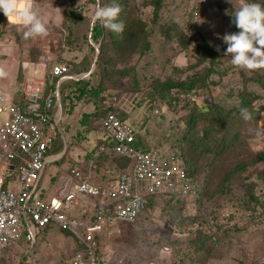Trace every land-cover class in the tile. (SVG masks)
<instances>
[{
  "label": "rangeland",
  "instance_id": "1",
  "mask_svg": "<svg viewBox=\"0 0 264 264\" xmlns=\"http://www.w3.org/2000/svg\"><path fill=\"white\" fill-rule=\"evenodd\" d=\"M144 1L148 0L130 1L133 8L131 15L135 14L148 24L151 7L145 6ZM197 2L198 0H162L159 24L175 23L185 37L181 38L179 45L173 40L166 42L156 36L151 38V51L144 58L132 56L125 63L112 67L119 70L131 67L132 71L119 79V85L107 88L104 92L109 90V93L116 91L141 96L147 90L144 87L148 84L146 79L156 77L159 81L180 80L201 70L208 63L197 65L200 53L197 46L205 41L214 51L221 47L223 49L212 65L214 74L210 76V81L215 84L199 91L195 96V104L201 108L212 104L229 109L238 104L236 93L245 86L257 96L252 104L253 110L258 113L252 120L241 119L233 125L223 127L221 136H224V142L230 146L212 165H208L205 158L192 156L191 159H196V167L201 172L197 180L200 187L202 181L207 182L209 191L214 193L196 196L194 192L188 198H181L183 208L177 213L173 209L171 212L162 210L159 206L143 211L134 223H118L116 231L111 234L104 230L98 239L97 260L100 264H196L199 256L194 252L191 240L195 237V229L210 237V241L204 245L210 249L206 264H244L264 255V166L249 165L225 180L227 171L240 167L256 153L264 152V69L249 71L234 67L230 62L231 56H225L227 45L222 39L225 34H231V17L242 3L262 4L264 0H206L202 6H198ZM97 6L98 4L93 5L86 0H33V9L45 22L48 34L28 39L24 37L27 28L18 19H7L0 12V69L5 73L0 76V90L6 103L11 102L9 97L14 94L13 86L21 85L25 72L35 71L36 66L42 69L38 72V76H41L51 63L70 64L68 61H72L77 63V70H71L72 73L84 71L83 74H86L87 71L90 85L99 81L94 64L99 53V43H93L89 38V29L93 25L92 15ZM71 10L78 13L82 21L77 20L70 25L73 21L69 15ZM194 11L197 13L196 17L192 15ZM68 31L72 33L70 36L67 35ZM108 48L106 47L105 53L109 51ZM189 66L194 68L187 70ZM80 67H84L83 71L79 70ZM257 79H260V85ZM137 82L142 88L133 92L131 89L137 88ZM77 95L78 91L72 90L70 98L64 105L61 104L60 120L63 122L60 123L59 131L62 138L56 134L53 148L55 151L62 149L58 153L62 155L59 161H52L49 166H45V183L43 185L39 182L38 185L40 192L43 186L44 190L47 188L48 174L53 177L54 172L59 171L51 177L55 180L65 174L66 166L73 165L75 157V162H81L87 148L85 135L90 132L95 134L97 120L90 122L87 132H83L79 122L82 114L94 111V106L87 97L78 100ZM169 115L153 119L148 124L142 118H129L126 122L143 123L140 127L137 122L133 130L139 133L142 129L139 136L147 146L167 155L176 152V140L179 141L184 129L178 118L183 112ZM196 131L200 134L199 127ZM77 132L80 133L81 140L76 139ZM87 161L88 165H92L91 170L99 177L111 180L121 172L115 158L99 155ZM83 168L81 166V172L85 174ZM250 188L255 201L248 197ZM80 199L87 204L91 215L93 198L81 196ZM61 233L57 230L51 235L49 232L40 234L39 240L35 239L32 247L19 241L1 248L0 264H69L78 245L73 237Z\"/></svg>",
  "mask_w": 264,
  "mask_h": 264
},
{
  "label": "built area",
  "instance_id": "2",
  "mask_svg": "<svg viewBox=\"0 0 264 264\" xmlns=\"http://www.w3.org/2000/svg\"><path fill=\"white\" fill-rule=\"evenodd\" d=\"M205 2L198 0L197 4ZM192 15L196 17V11ZM46 73L57 80L46 93L45 73L38 76L25 72L18 96L11 102H5L0 90V249L19 241L32 247L44 230L53 228L66 232L78 245L69 264H100L98 237L104 230L111 234L118 223H134L143 211L146 196L188 198L197 184L184 176L182 163L173 153L163 155L152 147L142 150L133 145L137 132L126 122L131 114L150 122L165 115V104L141 101L136 94L104 92L101 97L106 99L105 106L127 118L121 120L108 111L99 119L94 131L99 137L94 157L112 153L129 162L128 170L119 172L114 182L105 180L96 186L83 178L77 167H70L67 173L72 183L67 191L51 197L38 191L49 158L56 161L62 155L47 153L56 134L62 138L59 84L87 80L89 76L71 73L69 65L60 62L52 63ZM176 97L178 101L184 98L179 93ZM81 196L96 202L91 218L85 217L86 211L79 205ZM247 264H264V255Z\"/></svg>",
  "mask_w": 264,
  "mask_h": 264
},
{
  "label": "trees",
  "instance_id": "3",
  "mask_svg": "<svg viewBox=\"0 0 264 264\" xmlns=\"http://www.w3.org/2000/svg\"><path fill=\"white\" fill-rule=\"evenodd\" d=\"M130 1L131 0H115V2L122 7L119 21H123L125 28L121 34L118 35L111 30L106 29L102 26V24L98 23L99 21L93 23L89 29V38L91 41L93 43H99V53L94 63L98 71L99 81L93 85H90L88 78L87 80L83 79L79 81L64 80L59 84L60 110L61 104L64 105V102L70 98L72 90L78 91V95L76 97L78 100L87 97V100L93 104L94 111L90 114H82L80 117L79 122L83 127V132L88 131L91 121L97 120L98 122L99 119L108 111L115 113L121 120H125L127 118L120 112L113 110L110 106H105V99L101 97V94L104 93L105 89H112L116 87V85H119V79L121 80L128 72L132 71L131 67L119 70L112 68L113 66L125 63L132 56H136L139 59L144 58L146 54L151 51L150 40L154 36L164 39L166 42H171L173 40L177 42L178 45L181 38L185 37L179 30L177 24H166L164 22L159 24V13L163 7L162 0H148L143 2L145 6L151 7V19L148 24L137 18L135 14L131 15L133 8L130 6ZM86 2L93 5L98 4V6H106L113 3V0H86ZM260 5L262 8H264V3ZM69 15L73 20L70 22V25H73V23L77 20L82 21V17L73 10L70 11ZM231 25V34L240 31V29L235 26L234 16L231 17ZM68 26L69 24L66 25V27ZM71 34V31H68L67 35L70 36ZM180 46H183L182 43H180ZM106 47H109L108 50L111 51V53L109 51L105 53ZM197 48L200 51L197 57V65L207 62V66L203 67L199 71H194L189 75H186L180 80L166 79L164 81H159L156 77H152L148 80L146 79L145 81H148V84H146L144 87H147V90L140 95L141 101L148 100L165 104L167 109L165 115L162 116H168L169 114L172 116V114L177 112H183V115L178 118L182 121L184 129L181 132L179 141L176 140L177 148L175 149L176 152L173 151V156L177 160L181 161L184 176L192 179L194 183L197 184L195 187L196 196H203L204 194L209 195V192L212 194L214 191H209V184L204 181H202L203 183H201L200 187L198 183L199 181L197 180L199 179L201 172L200 169L196 167V159H191L192 156L194 155L198 159L205 158L207 159V164L212 165L214 160L220 157L225 152L226 148L230 146L224 142V136H221L223 127L226 125H233V123H237L241 119H244L240 111L242 108H246L248 110V112L251 114V118H255L258 112L253 110L252 104V102L257 99V96L251 91H248L245 86H243L236 93L238 104L234 105L233 107L231 106L229 109H224L218 105L212 104L208 105L206 108H201V106H197L195 104V101L191 100V98H196L195 96L199 91L206 90L209 86L215 84L210 81V76L214 74L212 65L217 55L221 54V49H223L221 47L219 51H214L205 41H201V44L198 45ZM68 62L71 64L70 66V64L66 63L69 65L70 72L71 70H75L77 68V63L72 61ZM192 68L194 67L189 66L187 67V70H192ZM83 69L84 67H80L79 70L83 71ZM74 73L82 74L84 71ZM85 73H87V71ZM45 76L46 93L49 88L54 87L57 80L50 79L48 77V73H46ZM141 79H144V76H141ZM257 83L258 85L261 84L260 79H257ZM135 84L136 83H134V85ZM136 85V89H131L134 90L133 92H138V90L142 88H140L138 82ZM131 87L132 86H130V88ZM122 90L123 87L120 92H122ZM176 93L183 94L184 98L181 101H178ZM198 127L200 129V134H197L196 131ZM75 137L78 140L82 139L79 132L76 133ZM183 144H186V146H183ZM133 145L135 148L142 150L149 148L146 142H144L139 136V133L135 134ZM55 150L56 149L53 148L52 144V149L47 153L58 154L62 151L60 148L57 149V151ZM95 151L96 148L94 147L89 153H94ZM102 156L107 158H115L116 162L120 165L119 169L121 172L126 171L129 167V162L127 160L115 156L112 153ZM259 164L264 166V152L256 153L252 158L241 164L240 167L236 166L234 169L232 168L227 171L225 180L230 179V177H232V175L238 172L240 169H245L249 165L257 166ZM251 192L252 188H250L248 191V197L250 200L255 201V198ZM159 206L162 207V210H168L171 212L173 209L176 213L183 208L182 199H175L171 195H159L146 196L143 211L153 210ZM193 234L195 235V237L191 239L194 243L193 249L194 252H197L199 256H197L198 261L196 264H206V261L210 256V249H207L204 247V245L205 242L210 241V237L202 233L199 229H195Z\"/></svg>",
  "mask_w": 264,
  "mask_h": 264
},
{
  "label": "clouds",
  "instance_id": "4",
  "mask_svg": "<svg viewBox=\"0 0 264 264\" xmlns=\"http://www.w3.org/2000/svg\"><path fill=\"white\" fill-rule=\"evenodd\" d=\"M0 12L8 19L14 17L27 28L25 39L47 36L45 22L33 9V0H0ZM122 7L113 0L106 6H97L92 15V22L99 21L103 27L116 34L124 31L123 21H119ZM238 34H225L222 39L227 45L225 56H231V64L242 70L264 69V8L258 3L244 2L234 15ZM219 51V48H217ZM5 75L0 69V76ZM244 119H251V114L242 108Z\"/></svg>",
  "mask_w": 264,
  "mask_h": 264
},
{
  "label": "crops",
  "instance_id": "5",
  "mask_svg": "<svg viewBox=\"0 0 264 264\" xmlns=\"http://www.w3.org/2000/svg\"><path fill=\"white\" fill-rule=\"evenodd\" d=\"M37 71H38V66H36V68H35V71L33 70L32 72H28L27 71V73H29V74H31V73H36L37 74ZM39 71H42V69H39ZM38 75V74H37ZM45 75H46V72H45ZM12 83H13V81H12ZM19 89H20V85L18 86V87H15V86H13V88H12V94L13 95H10V97H9V99L10 100H15L16 98H17V96H18V91H19ZM90 111H88V113H89ZM130 119H132V118H134V119H136V118H139V119H141L142 117L139 115L138 117H137V114H131V116L129 117ZM129 118H128V120L127 121H129ZM142 120L143 121H145L143 118H142ZM61 122H63V121H61L60 120V123ZM130 122H132V121H130ZM137 122H139V121H136V123ZM59 123V126H61V124ZM135 122H133V123H131V125L134 127V128H136V126H137V124H136ZM145 123L146 124H148L149 122H146L145 121ZM143 123H140L139 122V126L141 127V125H142ZM138 126V127H139ZM140 127L139 128H137L138 130L140 129ZM145 127H143V129H144ZM143 130L141 129V130H139V133L140 132H142ZM86 136V138H85V140H86V144H87V148H85V153H84V155L81 157V162H84L83 164H81V162L80 161H78V162H80V163H78V162H75V160H77V158L75 157V159H74V161H73V165H68V167L66 166V168H64V170H66V172H65V174L63 175V176H59V177H57V179H55V180H53L52 178L55 176V174L57 173V172H59V171H56V172H54V176L52 177V176H50V174H48L49 176H48V180L46 181V183H47V188H46V190H44V186L42 187V193L45 195V196H47V197H51V196H54V195H56L57 193H63V192H65V191H67V189L69 188V186H70V184L72 183V179H71V177L68 175V173H67V170L70 168V167H77V169L79 170V172L81 173V176L83 177V178H89V181H91L93 184H95L96 186H101L102 184H103V182L105 181V180H107V182L108 183H112V182H114V178L113 179H111V180H109L108 178H105L104 176H102V177H99L98 176V174L96 175L95 174V172H93L92 170H91V166L92 165H88V162L89 161H87V159H90V158H94V153H89L90 151H91V149L92 148H94V146H95V144L96 143H98V135H96V134H92V132H90V133H88L87 135H85ZM84 140V141H85ZM85 144V145H86ZM89 153V154H88ZM59 155V154H58ZM53 160H55V159H53V157L52 158H49V163L47 164V166H49L50 165V163H51V161H53ZM75 162V163H74ZM80 164V165H79ZM81 166H82V168L86 171V173L84 174V173H82L81 172ZM88 167V168H87ZM128 170V169H127ZM61 175V174H60ZM43 176H44V173L42 174V176H41V178H40V180H39V182H42L43 183V185H44V183H45V181H44V179H43ZM52 177V178H51ZM47 194H46V193ZM79 205H80V207H82L85 211H86V215H85V217L86 218H91V216L93 215V213H94V205H96V202H95V200L94 199H92L91 200V205H90V207H91V215H89V213H88V206H87V204H84L82 201H81V199H79ZM57 230L56 229H53V228H47L46 230H44V232L43 233H46V232H49L50 233V235L51 234H53L54 232H56ZM59 232V231H58ZM43 233H42V235H43ZM63 233L64 232H62L61 234L63 235ZM66 234V233H65ZM98 239H99V237H98ZM39 240V239H38ZM263 256V255H262ZM261 257V256H260ZM258 259V258H257ZM256 259V260H257ZM255 261V260H254ZM253 261V262H254ZM249 263H251V262H249ZM244 264H247V263H244Z\"/></svg>",
  "mask_w": 264,
  "mask_h": 264
}]
</instances>
